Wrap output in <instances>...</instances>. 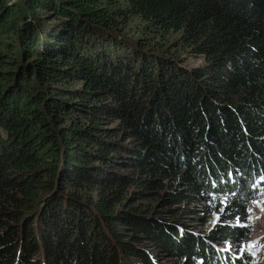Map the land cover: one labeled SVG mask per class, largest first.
<instances>
[{
	"label": "trees",
	"instance_id": "trees-1",
	"mask_svg": "<svg viewBox=\"0 0 264 264\" xmlns=\"http://www.w3.org/2000/svg\"><path fill=\"white\" fill-rule=\"evenodd\" d=\"M262 182L264 0H0V264H154L123 229L240 264L127 205L164 188L244 220Z\"/></svg>",
	"mask_w": 264,
	"mask_h": 264
},
{
	"label": "rangeland",
	"instance_id": "rangeland-1",
	"mask_svg": "<svg viewBox=\"0 0 264 264\" xmlns=\"http://www.w3.org/2000/svg\"><path fill=\"white\" fill-rule=\"evenodd\" d=\"M182 59L183 62L181 63L189 68L199 66L203 62L201 57L188 56L187 54L183 55ZM104 122L106 124L105 126L110 127H115L117 123L116 120L112 119ZM124 142L130 145V140L126 139ZM122 154L127 157L124 151H122ZM114 165L121 173L128 172L124 170L122 164L115 163ZM173 187L180 189L176 184ZM133 189L136 190L139 188L133 187L130 190L132 191ZM142 191L144 190H139V192ZM165 191L166 190L162 188L156 194L154 188L150 191L145 190L146 193L143 192L141 195L135 196L132 201L129 200V203H132L128 204L127 208L141 212L146 205L150 204L153 208L152 216L176 224L180 232L178 233L179 238L193 237L197 240L205 238L207 244H209V247L215 252L216 256H224V254H226V256L236 257L237 260L246 259L245 262L240 264H264V185L258 187L256 200L249 201L246 205L247 217L244 220L234 221L220 219L214 213L207 214L204 209L209 207V205L206 203L183 202L170 205L168 200L165 202L163 201V199H166L164 196ZM147 193H151V195H147ZM130 195L131 192H129L128 196ZM218 197L219 196L215 197V199ZM116 207H118V205H116ZM217 224L224 227L238 228L242 233L241 237L243 242L230 243L217 235L209 238L207 235ZM121 233L124 240L127 242L133 243L145 251L153 252L151 260H153L154 264H196L187 260L182 254L158 251L152 242L146 240V238L140 234L129 231V229H123ZM202 244L203 243H201V245ZM227 258L228 257H223L220 259V264H229ZM232 264H237V262L232 261Z\"/></svg>",
	"mask_w": 264,
	"mask_h": 264
}]
</instances>
